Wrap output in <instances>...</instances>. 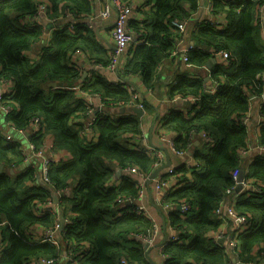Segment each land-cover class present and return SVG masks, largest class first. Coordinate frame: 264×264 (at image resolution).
<instances>
[{"label":"clouds","instance_id":"obj_1","mask_svg":"<svg viewBox=\"0 0 264 264\" xmlns=\"http://www.w3.org/2000/svg\"><path fill=\"white\" fill-rule=\"evenodd\" d=\"M0 264H264V0H0Z\"/></svg>","mask_w":264,"mask_h":264},{"label":"trees","instance_id":"obj_2","mask_svg":"<svg viewBox=\"0 0 264 264\" xmlns=\"http://www.w3.org/2000/svg\"><path fill=\"white\" fill-rule=\"evenodd\" d=\"M182 170V169H181ZM128 209H122L121 210V215H125L127 213Z\"/></svg>","mask_w":264,"mask_h":264}]
</instances>
